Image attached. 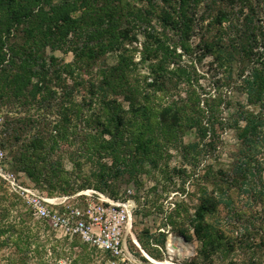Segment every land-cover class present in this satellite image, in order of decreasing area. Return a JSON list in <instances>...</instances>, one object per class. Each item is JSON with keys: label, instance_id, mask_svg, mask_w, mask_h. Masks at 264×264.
I'll list each match as a JSON object with an SVG mask.
<instances>
[{"label": "trees", "instance_id": "1", "mask_svg": "<svg viewBox=\"0 0 264 264\" xmlns=\"http://www.w3.org/2000/svg\"><path fill=\"white\" fill-rule=\"evenodd\" d=\"M200 2L145 0V4H133L129 0H0V109L12 98L32 101L38 96V105L43 110L48 108L52 113L60 114L54 124L55 134L52 130L25 138L19 152L23 162L32 159L29 150L33 156L41 157L46 149L54 150L59 142L74 135L76 138L77 126L73 123L81 120L84 125L80 130L87 126L96 129L92 134L85 132L79 141L86 146L83 155L97 163L101 179L110 173L116 176L136 171L135 158L157 168L168 142L175 136L173 132L179 130L182 123L183 127L195 128L200 141L208 139L201 145L200 142L184 144L186 154L198 155L201 149L216 142L215 122L224 100L219 94L202 102L193 88L184 98L172 99L171 103L157 100V93L166 96L177 92L180 85L191 83L195 72L193 65L181 64V57L201 49L202 55L215 52L219 60L221 51H225L228 66L239 57L241 81H229L230 73L229 77H224L223 84L241 86L247 94V102L259 104L260 108L255 112L239 103L240 108L233 111L241 140L236 176L230 179V185L224 181L212 192L200 193L192 219L193 232L201 250L206 251L222 237L205 217L217 212L219 206H228L231 201L228 194L227 200L220 198L218 189L224 192L225 186H237L238 178L246 180L248 174L253 175L256 171L261 176L253 163L258 164L259 148L264 145V43L261 51L256 50L254 28L240 36L236 31L238 36L228 42L216 41V37L207 34L214 22L221 23L227 18L226 14L216 13L206 22L209 13L205 8L200 10ZM139 34L145 37L141 50L133 45ZM194 36L199 37L196 44L193 43ZM55 50L70 52L73 60L58 64L54 55L47 54ZM136 51L140 53V62L149 61L146 76L138 74V62L134 60ZM107 53H114L116 62L100 67L96 82L92 78H79L82 68L87 74V69L94 67ZM67 79L73 83L67 84ZM77 87L83 89L81 103L72 97ZM240 120L244 121L242 127L238 124ZM0 144L5 145L1 140ZM37 188L47 195L61 194L59 190L46 189L42 185ZM93 189L105 194L100 188ZM262 190L264 182L259 193L262 194ZM76 191L78 189L67 188L62 193L68 195ZM105 195L111 198L107 193ZM39 220L51 228L46 221ZM7 231L1 225L0 237ZM180 233L186 240L191 239L184 231L180 230ZM72 238L88 246L79 237ZM138 241L147 250V242L142 238ZM157 243L150 242V245L154 247ZM159 243L165 244L164 237Z\"/></svg>", "mask_w": 264, "mask_h": 264}, {"label": "rangeland", "instance_id": "2", "mask_svg": "<svg viewBox=\"0 0 264 264\" xmlns=\"http://www.w3.org/2000/svg\"><path fill=\"white\" fill-rule=\"evenodd\" d=\"M129 1L133 4H145V0ZM206 4H209V8ZM204 8L209 13L206 22L216 13L226 14L227 17L221 23L214 22L207 35L216 37V41L220 39V42H228L233 36H238L236 31L240 36L242 32H250L254 28L258 46L256 50H262L264 0H201L200 10ZM198 38L193 37L194 44L198 42ZM144 41V35L139 34L133 45L141 50ZM47 54L54 55L58 64L73 60L70 52L55 50L48 51ZM134 60L138 62L139 76L148 75L149 61L140 62L139 51L135 52ZM239 61L237 57L228 66L225 51H221L218 60L215 52L202 55L201 49H198L191 55L182 56L180 60L181 64L187 62L193 65L195 72L191 83L180 85L177 92L166 96L163 93L156 94L157 100L164 104L171 103L172 99L184 98L185 93L193 88L202 102L218 94L224 99L215 122L216 142L213 146L201 149L198 155L186 154L183 145L192 142H200L201 145V142L208 139L200 141L196 129L183 127L182 123V127L173 132L175 136L168 142L167 151L159 160L157 168L135 158L138 168L136 171L122 172L116 176L109 172L110 176L101 179L97 163L83 155L86 146L79 141L85 132L92 134L96 129L87 126L80 130L84 123L78 120L73 123L77 126L76 138L74 135L65 142H59L54 150L46 149L41 157L33 156L29 150L32 159L23 162L19 159V152L25 138L52 130L55 134L54 124L60 114L52 113L48 108L43 110L38 105V96L33 98L34 101L12 98L10 103L0 109V140L5 143L3 146L0 144V173L14 174L17 183L22 186L42 185L46 189L59 190L61 194L67 188L78 191L100 188L112 199L130 198L134 203L130 231L138 243L139 238L147 242V250L140 245L145 255L129 235L126 240L137 258L146 264L165 261L169 264H264V190L262 194L259 193L264 182V145L259 148L258 164L253 163L261 171V176L258 171H254L253 175L248 174L246 180L238 178V175L237 186H225L224 192L218 189L220 198L227 200L228 194L231 201L228 206H219L217 212L205 217L206 222L222 237L218 240L219 243L203 251L193 232L192 219L200 193L212 192L224 181H228L227 184L230 185V179L236 176L241 140L233 111L240 108L239 103L255 112L260 108L259 104L247 102V94L240 89L241 86L230 87L223 84L224 77H229L230 73L232 77L229 81H241L238 76ZM115 62V54L107 53L94 67L87 69V74L82 68L79 78H92L96 82L98 69ZM66 82L71 85L73 80L67 79ZM82 95L83 89L77 87L72 97L81 103ZM124 105L127 107V103ZM238 124L242 127L244 121L240 120ZM1 225L8 231L0 237L1 241L4 240V243H0V264H102L99 252L74 238L58 235L44 222L32 216L26 204L0 176ZM180 230L191 235V239L186 240ZM161 237H164L165 244L168 242L176 246L175 253L167 254L165 244L159 243ZM150 242H158L161 249L151 247Z\"/></svg>", "mask_w": 264, "mask_h": 264}, {"label": "built area", "instance_id": "3", "mask_svg": "<svg viewBox=\"0 0 264 264\" xmlns=\"http://www.w3.org/2000/svg\"><path fill=\"white\" fill-rule=\"evenodd\" d=\"M0 176L26 204L32 216L46 221L62 237H79L100 253L102 264H146L137 258L126 240L129 235L138 245L128 232L134 212L130 198L112 199L93 188L71 195H47L33 185L18 184L12 173H0ZM153 246L161 249L158 244ZM164 248L167 254H173L176 246L167 242Z\"/></svg>", "mask_w": 264, "mask_h": 264}, {"label": "bare ground", "instance_id": "4", "mask_svg": "<svg viewBox=\"0 0 264 264\" xmlns=\"http://www.w3.org/2000/svg\"><path fill=\"white\" fill-rule=\"evenodd\" d=\"M128 232L130 233V234H132L131 233V231H130V226H129V228H128ZM133 239H134V237H133ZM135 241L137 242V240L135 239ZM176 251V250H175ZM144 255H145V253H143ZM158 264H169V262L168 261H165V262H157Z\"/></svg>", "mask_w": 264, "mask_h": 264}, {"label": "crops", "instance_id": "5", "mask_svg": "<svg viewBox=\"0 0 264 264\" xmlns=\"http://www.w3.org/2000/svg\"><path fill=\"white\" fill-rule=\"evenodd\" d=\"M134 243V242H133ZM138 247H139V249H140V251H141V253H142V248L140 247V244L138 243V245H137ZM144 251V250H143ZM145 252V251H144ZM144 256V255H143ZM144 257H146V256H144ZM147 258V257H146ZM148 259V258H147Z\"/></svg>", "mask_w": 264, "mask_h": 264}, {"label": "water", "instance_id": "6", "mask_svg": "<svg viewBox=\"0 0 264 264\" xmlns=\"http://www.w3.org/2000/svg\"><path fill=\"white\" fill-rule=\"evenodd\" d=\"M138 243V242H137ZM143 251V250H142ZM144 252V251H143Z\"/></svg>", "mask_w": 264, "mask_h": 264}]
</instances>
